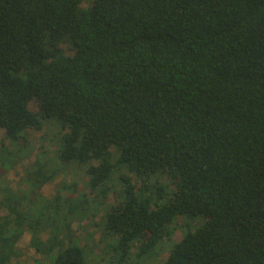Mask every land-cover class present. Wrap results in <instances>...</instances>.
Wrapping results in <instances>:
<instances>
[{"label":"trees","instance_id":"1","mask_svg":"<svg viewBox=\"0 0 264 264\" xmlns=\"http://www.w3.org/2000/svg\"><path fill=\"white\" fill-rule=\"evenodd\" d=\"M84 1L0 0V179L56 125L28 191L2 192L0 264L26 230L51 264H88L72 223L100 214L108 264L166 242L164 264H264V0ZM68 163L94 196L32 201Z\"/></svg>","mask_w":264,"mask_h":264},{"label":"rangeland","instance_id":"2","mask_svg":"<svg viewBox=\"0 0 264 264\" xmlns=\"http://www.w3.org/2000/svg\"><path fill=\"white\" fill-rule=\"evenodd\" d=\"M93 0H85L83 6L87 7L91 5ZM66 46V45H65ZM31 110L35 113L41 115V108L36 103L33 102L30 106ZM53 120H44V127L42 131L29 130V136L32 139L33 147L35 150L32 157L27 158L23 163L17 164L13 169L7 171L4 176L0 179V199L2 198V192L7 187L14 191L16 194L21 195L20 192L28 191V184L25 183L24 179L26 166H31L35 157H38L44 151L48 152V156L52 157L54 155L53 150L55 149L52 145H49L47 141L44 140L43 135L48 132V137L52 135L53 131L56 129V125L53 124ZM6 142L4 139V132L0 129V148ZM7 143V142H6ZM130 176V175H129ZM74 187L75 190L85 192L88 197L92 198L94 194L90 189V177L86 175V169L80 167L77 163H68L64 165L62 171L54 177V179L47 183L41 190L36 194H29L32 201H36L39 197H45L51 199L55 194L61 193L63 196H70L73 189L68 187ZM117 190L120 188L117 186ZM100 201L107 205L117 204L121 201V198L117 197V194L111 193L107 198H100ZM7 210H3L1 214L7 216ZM101 214L98 217L92 219H86L82 223L76 220L73 221V235L79 240L81 246H88L91 250V254L87 256L88 264H108L109 257L106 256V246L101 241L102 232L101 228L97 225L100 221ZM202 220H197L195 224L201 223ZM184 220H178L176 223V230L173 235L172 241L178 242L182 238L181 227L184 225ZM31 231L26 230L24 236L18 243L19 256L15 257L12 264H51L48 259L42 257V255L36 253V251L30 246ZM49 232H42L41 237L47 239ZM171 244L165 243L162 248V253L157 255L155 258L151 259L148 264H164L166 260V255L169 254Z\"/></svg>","mask_w":264,"mask_h":264}]
</instances>
